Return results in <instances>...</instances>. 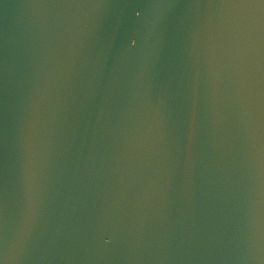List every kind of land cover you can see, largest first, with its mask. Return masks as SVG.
Returning a JSON list of instances; mask_svg holds the SVG:
<instances>
[{"label": "water", "instance_id": "obj_1", "mask_svg": "<svg viewBox=\"0 0 264 264\" xmlns=\"http://www.w3.org/2000/svg\"><path fill=\"white\" fill-rule=\"evenodd\" d=\"M0 261L264 264V7L0 0Z\"/></svg>", "mask_w": 264, "mask_h": 264}, {"label": "snow or ice", "instance_id": "obj_2", "mask_svg": "<svg viewBox=\"0 0 264 264\" xmlns=\"http://www.w3.org/2000/svg\"><path fill=\"white\" fill-rule=\"evenodd\" d=\"M235 6H243V7H264V0H235ZM140 13L136 12V16H139ZM106 243H110V241H105ZM0 264H3L0 261Z\"/></svg>", "mask_w": 264, "mask_h": 264}]
</instances>
